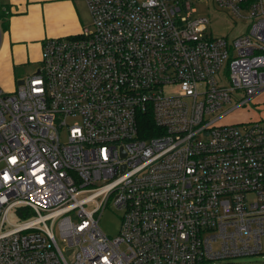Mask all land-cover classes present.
Here are the masks:
<instances>
[{
  "label": "built area",
  "instance_id": "built-area-1",
  "mask_svg": "<svg viewBox=\"0 0 264 264\" xmlns=\"http://www.w3.org/2000/svg\"><path fill=\"white\" fill-rule=\"evenodd\" d=\"M215 1L247 35L212 37L186 0H86L91 29L45 39L40 67L0 89V264L264 254V120L223 122L264 92V0Z\"/></svg>",
  "mask_w": 264,
  "mask_h": 264
},
{
  "label": "crops",
  "instance_id": "crops-1",
  "mask_svg": "<svg viewBox=\"0 0 264 264\" xmlns=\"http://www.w3.org/2000/svg\"><path fill=\"white\" fill-rule=\"evenodd\" d=\"M90 22L86 0H0V89L13 92L22 71L40 67L45 39L77 36Z\"/></svg>",
  "mask_w": 264,
  "mask_h": 264
},
{
  "label": "rangeland",
  "instance_id": "rangeland-1",
  "mask_svg": "<svg viewBox=\"0 0 264 264\" xmlns=\"http://www.w3.org/2000/svg\"><path fill=\"white\" fill-rule=\"evenodd\" d=\"M143 1V0H138ZM191 3L194 13L191 19L194 20L199 17L207 18V32L214 38H225L229 42L234 39L247 35L249 29V20L244 12H241L242 17H237L231 10L221 8L215 0H186ZM91 24V22H90ZM88 23L89 29L91 25ZM223 71V69H222ZM221 71V72H222ZM33 69H26L21 72V76L26 77V74H31ZM11 93V92H6ZM232 105H225L222 111L232 107ZM264 120V92L260 97L248 102L244 107L235 110L223 122L228 124H239L251 121ZM76 121L69 120L72 124ZM61 141H65L66 134L61 132ZM120 212L108 207L103 211L100 217V228L109 238H114L118 234ZM9 221L17 224L18 221L13 215L9 216ZM57 235V234H56ZM58 237V236H57ZM210 264H264V254L251 257H241L225 262H214Z\"/></svg>",
  "mask_w": 264,
  "mask_h": 264
},
{
  "label": "trees",
  "instance_id": "trees-1",
  "mask_svg": "<svg viewBox=\"0 0 264 264\" xmlns=\"http://www.w3.org/2000/svg\"><path fill=\"white\" fill-rule=\"evenodd\" d=\"M140 128H141V133H146V132H150V131H154V125L152 123V121L150 119L147 120H142V122L140 123ZM146 136V135H145Z\"/></svg>",
  "mask_w": 264,
  "mask_h": 264
},
{
  "label": "water",
  "instance_id": "water-1",
  "mask_svg": "<svg viewBox=\"0 0 264 264\" xmlns=\"http://www.w3.org/2000/svg\"><path fill=\"white\" fill-rule=\"evenodd\" d=\"M23 83V80L17 81V86H20Z\"/></svg>",
  "mask_w": 264,
  "mask_h": 264
}]
</instances>
